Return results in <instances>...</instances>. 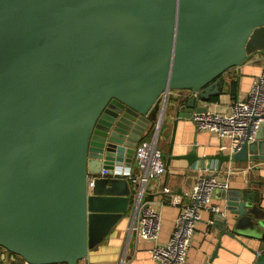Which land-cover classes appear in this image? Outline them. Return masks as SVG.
I'll return each instance as SVG.
<instances>
[{
  "label": "water",
  "instance_id": "1",
  "mask_svg": "<svg viewBox=\"0 0 264 264\" xmlns=\"http://www.w3.org/2000/svg\"><path fill=\"white\" fill-rule=\"evenodd\" d=\"M256 51L264 0H0V248L78 264L127 213L139 134L206 111ZM225 159L264 161V123ZM225 197L216 227L264 240L256 191Z\"/></svg>",
  "mask_w": 264,
  "mask_h": 264
},
{
  "label": "crops",
  "instance_id": "2",
  "mask_svg": "<svg viewBox=\"0 0 264 264\" xmlns=\"http://www.w3.org/2000/svg\"><path fill=\"white\" fill-rule=\"evenodd\" d=\"M264 76V51L250 54L237 67L225 74L222 93L212 97L207 110L228 113L231 104L237 99H245L252 83ZM236 81V92L232 96L229 83ZM198 105L201 103L198 101ZM156 122H152L138 136L135 145L141 139L151 138L156 132V145L165 163V172L149 180L145 187V198L154 202L160 214V231L156 241L129 237V207L127 213L112 228L108 235L81 262L91 264H115L122 259L123 264H159L149 249L164 245L171 234L175 219L188 202V193L199 176H214L228 183L227 189H217L212 193V201L225 212L226 193L231 190L251 189L261 198L260 206L264 220V161L247 160L245 162L226 161V151L220 147L228 144L226 138L210 131H198L190 117L179 116L176 110L163 113ZM168 188L165 192L163 189ZM130 204V203H129ZM217 215L203 210L190 241L185 264H208L212 254V264H252L257 254L264 252V240L246 235L229 236L222 233L214 224ZM19 257L0 248V262L17 263Z\"/></svg>",
  "mask_w": 264,
  "mask_h": 264
},
{
  "label": "built area",
  "instance_id": "3",
  "mask_svg": "<svg viewBox=\"0 0 264 264\" xmlns=\"http://www.w3.org/2000/svg\"><path fill=\"white\" fill-rule=\"evenodd\" d=\"M164 104L165 94L161 96ZM162 117V115L160 116ZM192 121L198 131H210L219 137L226 138L228 144L220 147L229 156L239 150L244 140L252 141L257 129L264 123V76L260 75L250 86L245 99L235 100L228 113L211 110L193 113ZM156 122V130L158 129ZM156 132L148 139H141L134 147L131 165L121 168L116 176H123L128 181L130 192L129 237L135 240L146 239L156 241L160 231V214L154 202L145 198L144 192L149 180L162 175L165 163L157 145ZM92 185V178H88ZM228 183L214 176H199L188 193V202L175 219L168 241L164 245H154L148 251L159 264H185L190 241L203 210L215 215L225 216L222 208L212 201V193L217 189H227ZM165 192L169 189L164 188ZM260 253V252H259ZM82 261V260H81ZM78 264H91L87 262ZM123 259L119 263L123 264ZM0 264H31L27 261Z\"/></svg>",
  "mask_w": 264,
  "mask_h": 264
},
{
  "label": "trees",
  "instance_id": "4",
  "mask_svg": "<svg viewBox=\"0 0 264 264\" xmlns=\"http://www.w3.org/2000/svg\"><path fill=\"white\" fill-rule=\"evenodd\" d=\"M229 87H230V93L233 96L235 94V92H236V81L231 80L230 83H229Z\"/></svg>",
  "mask_w": 264,
  "mask_h": 264
},
{
  "label": "rangeland",
  "instance_id": "5",
  "mask_svg": "<svg viewBox=\"0 0 264 264\" xmlns=\"http://www.w3.org/2000/svg\"><path fill=\"white\" fill-rule=\"evenodd\" d=\"M155 122H157V121H155Z\"/></svg>",
  "mask_w": 264,
  "mask_h": 264
}]
</instances>
